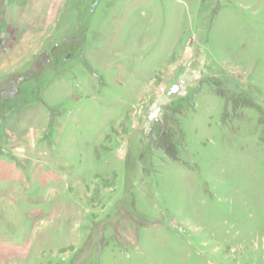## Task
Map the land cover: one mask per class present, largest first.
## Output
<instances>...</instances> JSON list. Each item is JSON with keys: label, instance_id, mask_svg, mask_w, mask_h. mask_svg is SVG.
Here are the masks:
<instances>
[{"label": "rangeland", "instance_id": "obj_1", "mask_svg": "<svg viewBox=\"0 0 264 264\" xmlns=\"http://www.w3.org/2000/svg\"><path fill=\"white\" fill-rule=\"evenodd\" d=\"M0 264H264V0H0Z\"/></svg>", "mask_w": 264, "mask_h": 264}, {"label": "water", "instance_id": "obj_2", "mask_svg": "<svg viewBox=\"0 0 264 264\" xmlns=\"http://www.w3.org/2000/svg\"><path fill=\"white\" fill-rule=\"evenodd\" d=\"M177 91V87H174L171 92H176ZM158 113V111H155L150 117H154L156 114Z\"/></svg>", "mask_w": 264, "mask_h": 264}]
</instances>
